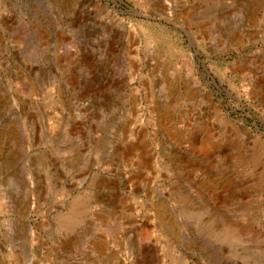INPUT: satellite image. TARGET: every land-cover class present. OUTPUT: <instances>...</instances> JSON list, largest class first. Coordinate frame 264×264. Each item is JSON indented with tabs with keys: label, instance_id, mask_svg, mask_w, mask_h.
Listing matches in <instances>:
<instances>
[{
	"label": "rangeland",
	"instance_id": "374dc122",
	"mask_svg": "<svg viewBox=\"0 0 264 264\" xmlns=\"http://www.w3.org/2000/svg\"><path fill=\"white\" fill-rule=\"evenodd\" d=\"M0 264H264V0H0Z\"/></svg>",
	"mask_w": 264,
	"mask_h": 264
}]
</instances>
